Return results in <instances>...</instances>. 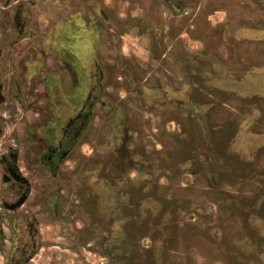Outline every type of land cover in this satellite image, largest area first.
I'll return each instance as SVG.
<instances>
[{
	"label": "rangeland",
	"instance_id": "374dc122",
	"mask_svg": "<svg viewBox=\"0 0 264 264\" xmlns=\"http://www.w3.org/2000/svg\"><path fill=\"white\" fill-rule=\"evenodd\" d=\"M34 2L31 38L15 45V52L31 46L46 51L47 33L52 30L49 41L56 69L62 59L77 61L67 48L79 55L77 50L86 46L67 37L68 17L74 15L77 25L68 31L79 32L84 26L93 31L89 32L92 49L107 70V104L98 110L91 129L54 180L36 170L28 174L35 204L31 209L23 206L22 211L30 209L40 219V249L28 264H141L139 253L122 263H110L108 258L117 251L122 256L135 250L137 243L143 248L159 245L145 253L150 264H264V0ZM99 8L105 11L106 21L98 15ZM11 9L2 10L6 20L0 18V43L6 42L5 47L16 37ZM63 88L50 84L44 97L38 86L40 119L56 109L55 99L67 100ZM136 89L138 94L133 92ZM11 102L9 118L0 106L4 115L0 118L6 121L0 123V154L21 146L19 166L23 168L27 146L18 144L16 129L25 118ZM34 112L29 108L26 116L31 119ZM194 113L201 117L204 130ZM118 114L129 131H116L109 117ZM126 133L134 139L130 146L139 164L129 171L130 178L137 181L150 172L151 183L145 190L151 203L149 219L140 223L132 218L122 229L115 222L110 233H101L99 227L82 233L76 192L84 188L78 177L88 180L92 175L91 191L108 197L107 191L96 186L90 170L96 156L120 147ZM0 187L1 192L7 191L3 184ZM43 193L55 199L49 209L36 204ZM138 195L134 193L135 200ZM99 200L91 199L92 205L86 208L98 209V204L110 201ZM122 211L130 216L126 209ZM148 233L153 241L140 238Z\"/></svg>",
	"mask_w": 264,
	"mask_h": 264
},
{
	"label": "flooded vegetation",
	"instance_id": "af4514ba",
	"mask_svg": "<svg viewBox=\"0 0 264 264\" xmlns=\"http://www.w3.org/2000/svg\"><path fill=\"white\" fill-rule=\"evenodd\" d=\"M34 4V0H0V14H2L0 18L3 17L6 20L7 14L2 10L8 7L12 8L9 15L10 24L16 33V37L10 40L9 47L4 46L6 43L4 41L0 43V106L8 113L9 118L13 110V107L9 104L13 100L17 104L16 110L19 109L24 113V122L16 131L20 134L17 135L18 144L27 146V151L23 156L26 162L23 168L19 166L21 146L8 147L4 153L0 154V184H3L7 189V191H0V264H28L40 249L37 241L40 234V219L30 210L35 203L33 204L30 199L32 184L28 174L36 170L38 174L40 172L43 176L47 175L48 180H54L64 160L70 156L80 139L91 129V122L98 115V110L105 108L107 104L105 100L107 70L98 60L100 54L92 49L90 40L93 38L90 37L89 32L93 31L87 26L80 27L81 31L79 32L68 31V28L71 29V26L77 25L74 15L68 17L67 37L71 40L75 39L77 43L84 42L83 44L86 46L85 50H77L79 55L73 53L71 48H67V52L76 56L77 61L69 63L62 59L59 63L60 67L56 69L54 54H52L54 49L50 46L49 41L51 40L50 32L52 30L47 33L49 35L46 39L48 45L46 51L31 46L26 50L22 49L15 52V45L27 37L31 38V35H29L31 30L29 20L31 19V7ZM74 14L78 13L75 12ZM104 14L105 11L99 8L98 15L106 21L107 17L102 16ZM54 29L55 27H53ZM95 33L97 34L96 30ZM63 73L66 78L67 90L63 88ZM50 84L56 88L61 86L67 100L62 102L55 99L52 103L56 109H52L48 116L43 115L40 119L37 112V88L41 86L45 94L44 97H47V87L49 88ZM137 90H133V92L138 94ZM115 104L120 106L117 102ZM182 104H184V108L187 107L186 103ZM29 108L35 111L31 119L26 116ZM66 109L68 110L65 111ZM0 114L4 116L3 113ZM12 115L15 117L13 118L15 121L17 113L15 112ZM110 116L109 119H112L115 123L116 131H122V129L129 131L122 125L120 115L115 118L112 115ZM194 118L204 130L201 117L194 113ZM21 120L22 116L19 117V121ZM127 120L128 115H123V121L126 122ZM5 122L0 118V123ZM2 134L3 126L0 125V137ZM133 142L134 139H131L129 134L126 133L121 137L120 147L112 148L104 155L96 156L94 169L90 172L93 171L95 174L93 180L96 186L100 185L102 190L107 191L108 197L104 196L103 198V196L91 191L92 187L89 179L92 180V175L88 180L87 177H78V181L84 188V190L76 192L79 214L83 222L80 232L84 233L85 230L95 232L96 227H99L101 233H110L115 222L117 224L120 222L122 229L126 222L132 218L140 223H143L144 219H149L151 203H147L150 196L145 190L147 185L151 183L150 172L147 173L148 177L139 178L137 181L130 178L129 171L136 166L139 167V164L136 163L138 160L132 155L136 152L130 146ZM142 154L144 156L145 151H142ZM89 159L88 157L87 160ZM160 168L161 166H158L156 169V171H159V175L162 173ZM102 173L106 174L107 177L102 178ZM109 178L110 181H108ZM124 188L126 192L122 193ZM134 193L139 194L138 200H135ZM141 197L142 200L140 201ZM91 199H96L97 203L99 199L110 201L106 205L101 202L98 204L100 205L98 209H95V207L86 208L87 204L92 205L89 202ZM54 200L49 193H43L38 195L36 204L49 209L53 206ZM96 202L93 206H97ZM26 205H29L30 209L24 212L22 208ZM142 205L146 207H142ZM123 209L129 211L130 216L122 214ZM7 232L10 234L8 235ZM91 235L94 237L95 233ZM145 237L153 238L149 233L142 235L140 238ZM118 240L117 237L116 243ZM103 243L106 244V241ZM155 245L159 246L158 244ZM154 246L150 244L143 248L137 243V250L126 252L122 256L118 255L117 251L116 254H111L108 258L110 263H122L129 261L136 253H139L138 260L141 264H150L148 263L149 256L145 253ZM130 248H133V246H130ZM161 251L162 249H160ZM144 259L146 262H144Z\"/></svg>",
	"mask_w": 264,
	"mask_h": 264
},
{
	"label": "trees",
	"instance_id": "16d2710c",
	"mask_svg": "<svg viewBox=\"0 0 264 264\" xmlns=\"http://www.w3.org/2000/svg\"><path fill=\"white\" fill-rule=\"evenodd\" d=\"M195 83H197V82H195ZM198 86V85H197ZM194 90H196L194 87H192ZM151 250V249H150ZM150 250H147V253L148 254H150L149 252H150ZM148 260L150 261V258H148Z\"/></svg>",
	"mask_w": 264,
	"mask_h": 264
}]
</instances>
